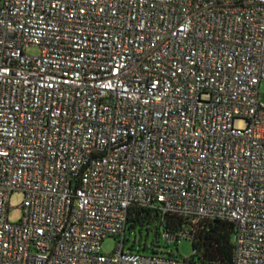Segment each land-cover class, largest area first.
Wrapping results in <instances>:
<instances>
[{"label":"built area","instance_id":"2783aa9c","mask_svg":"<svg viewBox=\"0 0 264 264\" xmlns=\"http://www.w3.org/2000/svg\"><path fill=\"white\" fill-rule=\"evenodd\" d=\"M263 81L264 0H0V264H219L126 250L133 207L264 264Z\"/></svg>","mask_w":264,"mask_h":264},{"label":"trees","instance_id":"16d2710c","mask_svg":"<svg viewBox=\"0 0 264 264\" xmlns=\"http://www.w3.org/2000/svg\"><path fill=\"white\" fill-rule=\"evenodd\" d=\"M181 223L180 217L163 215L156 209L133 207L129 213L127 231L142 233L145 230L146 241L140 240L137 251L156 254L166 244L161 234L162 227L172 229L180 226ZM234 234L235 225L232 222L223 220L201 222L196 229L195 241L192 242L191 257L219 264H233ZM150 235L153 238L148 243L147 239ZM135 246L136 242L133 241L130 250H135Z\"/></svg>","mask_w":264,"mask_h":264},{"label":"rangeland","instance_id":"374dc122","mask_svg":"<svg viewBox=\"0 0 264 264\" xmlns=\"http://www.w3.org/2000/svg\"><path fill=\"white\" fill-rule=\"evenodd\" d=\"M30 52H37V48L31 47L29 49ZM260 92V101L264 103V81L260 84L259 88ZM24 195L20 191L14 192L10 197V210H9V219L12 222H17L22 217V209L20 205L23 201ZM152 236L150 235L147 239V242L150 243L152 240ZM140 240L146 241V231L144 230L142 233L140 232H126V250L130 249V245L133 241L136 242L135 250L139 248ZM121 241V237H107L103 242V250L105 253H112L118 242ZM162 253H170L172 252L177 257H190L193 254L192 242L190 240H182L178 244H164L160 249Z\"/></svg>","mask_w":264,"mask_h":264}]
</instances>
